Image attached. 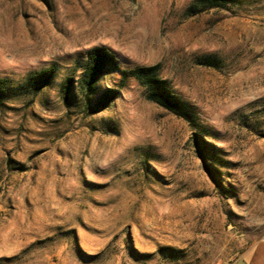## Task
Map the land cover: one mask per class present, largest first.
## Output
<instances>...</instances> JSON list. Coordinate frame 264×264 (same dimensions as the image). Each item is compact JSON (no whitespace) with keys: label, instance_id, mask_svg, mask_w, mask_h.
Instances as JSON below:
<instances>
[{"label":"rangeland","instance_id":"obj_1","mask_svg":"<svg viewBox=\"0 0 264 264\" xmlns=\"http://www.w3.org/2000/svg\"><path fill=\"white\" fill-rule=\"evenodd\" d=\"M192 2L0 0V264H233L264 234V0ZM96 45L159 64L194 120L111 69L106 107L65 101Z\"/></svg>","mask_w":264,"mask_h":264},{"label":"trees","instance_id":"obj_2","mask_svg":"<svg viewBox=\"0 0 264 264\" xmlns=\"http://www.w3.org/2000/svg\"><path fill=\"white\" fill-rule=\"evenodd\" d=\"M242 0H193L188 7L190 14H194L200 10L210 8H225L229 4L241 2ZM197 63L204 65H217V61L211 57H201ZM118 71L121 75L122 83L128 77H133L141 84L146 92V98L157 105L163 107L167 111L186 119L190 122L194 120V111L191 106L183 100L172 88L170 81L161 75L160 65L135 66L131 69L122 68L119 65L118 58L114 52L105 46L96 45L87 51L86 62L81 68L80 78L75 84L72 77L66 78L62 82L61 91L65 101H76L75 87L80 92V100L91 112L103 109L108 103L117 96V88L107 87L104 92L98 96H94L96 92V84L102 74L107 70ZM53 68H48L31 74L27 78L34 93L51 81ZM3 79H0V93L3 92ZM123 85V84H119ZM76 99V98H75ZM79 101V100H78ZM197 147V142L194 140ZM204 159V158H202Z\"/></svg>","mask_w":264,"mask_h":264},{"label":"crops","instance_id":"obj_3","mask_svg":"<svg viewBox=\"0 0 264 264\" xmlns=\"http://www.w3.org/2000/svg\"><path fill=\"white\" fill-rule=\"evenodd\" d=\"M239 259L241 264H264V234L233 264H238Z\"/></svg>","mask_w":264,"mask_h":264},{"label":"water","instance_id":"obj_4","mask_svg":"<svg viewBox=\"0 0 264 264\" xmlns=\"http://www.w3.org/2000/svg\"><path fill=\"white\" fill-rule=\"evenodd\" d=\"M241 263H242V259H239V260H238V264H241Z\"/></svg>","mask_w":264,"mask_h":264}]
</instances>
